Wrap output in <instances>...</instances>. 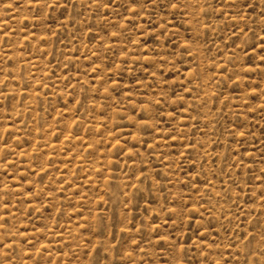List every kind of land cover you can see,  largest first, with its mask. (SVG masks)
Listing matches in <instances>:
<instances>
[{"label":"rangeland","instance_id":"374dc122","mask_svg":"<svg viewBox=\"0 0 264 264\" xmlns=\"http://www.w3.org/2000/svg\"><path fill=\"white\" fill-rule=\"evenodd\" d=\"M0 264H264V0H0Z\"/></svg>","mask_w":264,"mask_h":264}]
</instances>
